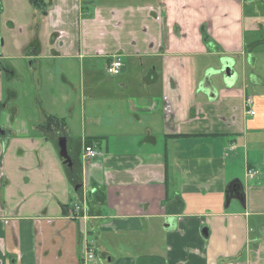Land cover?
Listing matches in <instances>:
<instances>
[{
    "label": "crops",
    "instance_id": "0c3cea01",
    "mask_svg": "<svg viewBox=\"0 0 264 264\" xmlns=\"http://www.w3.org/2000/svg\"><path fill=\"white\" fill-rule=\"evenodd\" d=\"M3 1L0 264H88L82 226L150 238L114 256L96 243L93 264H264V0ZM226 58L241 82L212 73ZM22 66L42 89L35 121L6 88ZM47 116L65 122L76 191ZM87 140L99 158L82 159Z\"/></svg>",
    "mask_w": 264,
    "mask_h": 264
},
{
    "label": "rangeland",
    "instance_id": "374dc122",
    "mask_svg": "<svg viewBox=\"0 0 264 264\" xmlns=\"http://www.w3.org/2000/svg\"><path fill=\"white\" fill-rule=\"evenodd\" d=\"M1 2H2V6H1ZM25 4L26 3H23V6H25V7H24V11L20 15V17H22L24 20H27L29 17V9L26 7ZM0 7H2L1 9H3V11H4L2 18H5L6 16L9 17L10 11L6 10L5 2L3 0H0ZM0 13H1V11H0ZM0 21H1V17H0ZM255 55H256L255 57L257 60V65L255 66V69H253L252 71L254 72V74L261 76V72L264 73V50L259 49ZM22 65H24V64H22ZM24 66H22V68H21V71H22L21 76L19 78H17L16 80L10 82L9 84H6V88L7 89L12 88V89L16 90V92H17L16 101L11 102L12 106L15 107V110H20L21 112H25L26 114H28L29 118H30V116H32L33 121H35V119L37 117V112L39 113L38 110L41 108L40 99H41L42 89H39L38 91L36 90V81L33 82L31 77L29 75H27ZM55 67H58V65H55ZM236 71H237L238 76H239V82H241L245 78V73H244L242 68L236 69ZM246 74H248V72H246ZM75 77L76 76H74V80H75ZM247 79H248V77H247ZM76 81H77V77H76ZM249 93L253 94L251 89H249ZM4 96H6V95H4ZM253 96H254V94H253ZM36 103H37V105H35ZM21 112L19 114H21ZM4 123H5V120L1 119L0 124L3 126ZM64 133H65V131L63 130V133L61 131V133H52V134H53V137L55 136L54 138H56L58 140L59 137H64ZM57 140L55 143L56 145H57ZM66 169L69 170L68 168H66ZM81 230L84 233V236H85L84 239L87 240V243L86 242H85V244H84V242L82 243V248L80 249V256H81V259L85 260L88 264H93V262L95 260H98L101 257V255L98 254L99 250H97L96 243L99 247H101L100 245H103L104 248L107 249L108 252H112L113 256H114L116 254H119L122 251V249H126L125 248L126 244L131 245L132 242L141 241L142 239H144V241L146 243H149V241H150V238L148 236H146V234H144V237L142 239L141 238H135L134 236H124L123 240L120 241L116 238L113 239V237H110V235H109L110 233H108V232L99 233V234H97V236L93 235V237H91V235L87 234V231L83 226H82ZM87 247L89 249L93 250L95 257L97 255L96 258L95 257L92 258L93 260L88 259L86 257L85 253H86ZM129 249L130 248H127V250H129Z\"/></svg>",
    "mask_w": 264,
    "mask_h": 264
},
{
    "label": "water",
    "instance_id": "95a60500",
    "mask_svg": "<svg viewBox=\"0 0 264 264\" xmlns=\"http://www.w3.org/2000/svg\"><path fill=\"white\" fill-rule=\"evenodd\" d=\"M237 62L236 60H232L229 58L221 60V67L217 70H212L213 74L219 75L223 74L225 79H232L236 77L237 72L234 70L236 67ZM57 149H58V156L62 160V164L67 166V168H72V161L69 157L68 148H67V140L65 137H59L57 140ZM78 187V186H77ZM75 187V191L77 190ZM240 199V196L237 197ZM230 200L228 199L227 202ZM136 264H165V260L158 256H140L135 260Z\"/></svg>",
    "mask_w": 264,
    "mask_h": 264
},
{
    "label": "built area",
    "instance_id": "2783aa9c",
    "mask_svg": "<svg viewBox=\"0 0 264 264\" xmlns=\"http://www.w3.org/2000/svg\"><path fill=\"white\" fill-rule=\"evenodd\" d=\"M123 67L122 62L120 61V59H112L111 61L108 62V64L106 65V73L109 76H118L121 73V69ZM252 104V100L251 98H246L245 100V107H249ZM249 115L253 116L254 112L252 110H250L248 112ZM101 156V153L99 152V150L95 149L94 147L90 146H83L82 149V159L83 160H92V159H97ZM258 174V172L256 170L253 169H248L247 170V176L248 177H254ZM80 207L75 205L74 209L72 211V214H74L73 212H77L79 211ZM74 218V217H73ZM86 257L88 259H92L94 257V252L92 249H89L88 247L86 248Z\"/></svg>",
    "mask_w": 264,
    "mask_h": 264
},
{
    "label": "trees",
    "instance_id": "16d2710c",
    "mask_svg": "<svg viewBox=\"0 0 264 264\" xmlns=\"http://www.w3.org/2000/svg\"><path fill=\"white\" fill-rule=\"evenodd\" d=\"M28 2L35 9H41L43 6H45L43 0H28ZM40 127H42L45 130V132L48 134L61 133V131H63L66 128L64 120L57 118L55 116H47L45 123ZM85 143H86L85 145H91V142L88 140ZM65 170L68 180L73 183L72 177L70 175L71 174L70 170H67L66 168Z\"/></svg>",
    "mask_w": 264,
    "mask_h": 264
},
{
    "label": "flooded vegetation",
    "instance_id": "af4514ba",
    "mask_svg": "<svg viewBox=\"0 0 264 264\" xmlns=\"http://www.w3.org/2000/svg\"><path fill=\"white\" fill-rule=\"evenodd\" d=\"M28 1V0H27ZM43 2H44V4H45V6H46V3H45V1L43 0ZM29 3V2H28ZM45 6H43L41 9H35L34 7H32L34 10H36V11H40V12H44V10H45ZM0 47H1V39H0ZM1 56V55H0ZM0 70H2V72H5V73H7L8 72V69L4 66V65H2L1 66V68H0ZM10 71V70H9ZM5 133H9V132H5V130H3L2 128H1V126H0V135L2 136V137H4L5 136ZM82 151V150H81ZM69 153V152H68ZM81 154H82V152H81ZM69 157H70V159H71V161H72V168L71 169H69L70 170V175H71V177H72V180H73V186L74 187H77V181H76V179H77V176H79V174H80V168H79V166H76V165H74V161H73V159H72V157L70 156V153H69ZM92 160H94V159H92ZM86 161H91V160H86ZM65 167L67 168V166L65 165Z\"/></svg>",
    "mask_w": 264,
    "mask_h": 264
}]
</instances>
